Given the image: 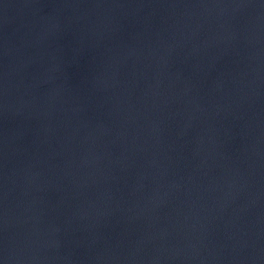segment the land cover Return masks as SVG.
Segmentation results:
<instances>
[{
	"label": "water",
	"instance_id": "95a60500",
	"mask_svg": "<svg viewBox=\"0 0 264 264\" xmlns=\"http://www.w3.org/2000/svg\"><path fill=\"white\" fill-rule=\"evenodd\" d=\"M0 264H264V0H0Z\"/></svg>",
	"mask_w": 264,
	"mask_h": 264
}]
</instances>
